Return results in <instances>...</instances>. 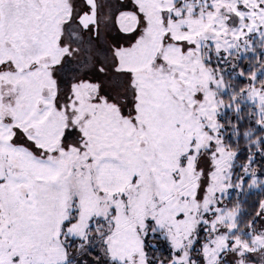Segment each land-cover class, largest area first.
Here are the masks:
<instances>
[{
  "label": "snow or ice",
  "instance_id": "6c2138e0",
  "mask_svg": "<svg viewBox=\"0 0 264 264\" xmlns=\"http://www.w3.org/2000/svg\"><path fill=\"white\" fill-rule=\"evenodd\" d=\"M0 264H264V0H0Z\"/></svg>",
  "mask_w": 264,
  "mask_h": 264
}]
</instances>
